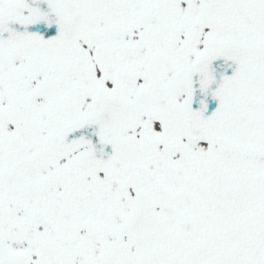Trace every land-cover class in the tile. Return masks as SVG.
Wrapping results in <instances>:
<instances>
[{
	"label": "snow or ice",
	"instance_id": "obj_1",
	"mask_svg": "<svg viewBox=\"0 0 264 264\" xmlns=\"http://www.w3.org/2000/svg\"><path fill=\"white\" fill-rule=\"evenodd\" d=\"M0 264H264V0H0Z\"/></svg>",
	"mask_w": 264,
	"mask_h": 264
}]
</instances>
